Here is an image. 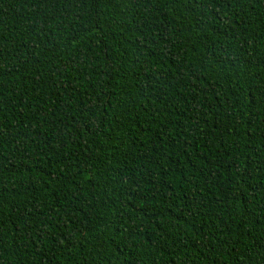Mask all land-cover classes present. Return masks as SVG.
Masks as SVG:
<instances>
[{
  "label": "trees",
  "instance_id": "1",
  "mask_svg": "<svg viewBox=\"0 0 264 264\" xmlns=\"http://www.w3.org/2000/svg\"><path fill=\"white\" fill-rule=\"evenodd\" d=\"M0 264H264V0H0Z\"/></svg>",
  "mask_w": 264,
  "mask_h": 264
}]
</instances>
